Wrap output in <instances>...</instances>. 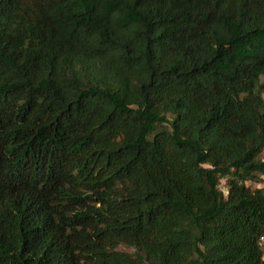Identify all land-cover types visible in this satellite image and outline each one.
<instances>
[{"label": "trees", "instance_id": "obj_1", "mask_svg": "<svg viewBox=\"0 0 264 264\" xmlns=\"http://www.w3.org/2000/svg\"><path fill=\"white\" fill-rule=\"evenodd\" d=\"M263 150L264 0H0V264H264Z\"/></svg>", "mask_w": 264, "mask_h": 264}, {"label": "rangeland", "instance_id": "obj_2", "mask_svg": "<svg viewBox=\"0 0 264 264\" xmlns=\"http://www.w3.org/2000/svg\"><path fill=\"white\" fill-rule=\"evenodd\" d=\"M261 158L264 161V150L262 152ZM223 183H224V181L222 180L221 184H223ZM247 184L250 185L252 188L260 187V188H263V190H264V174L260 176V181L248 182Z\"/></svg>", "mask_w": 264, "mask_h": 264}, {"label": "built area", "instance_id": "obj_3", "mask_svg": "<svg viewBox=\"0 0 264 264\" xmlns=\"http://www.w3.org/2000/svg\"><path fill=\"white\" fill-rule=\"evenodd\" d=\"M259 245L262 249V253H263V258H264V236H262L259 240Z\"/></svg>", "mask_w": 264, "mask_h": 264}]
</instances>
